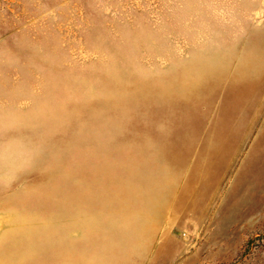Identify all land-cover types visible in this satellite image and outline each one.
Segmentation results:
<instances>
[{"label": "rangeland", "instance_id": "obj_1", "mask_svg": "<svg viewBox=\"0 0 264 264\" xmlns=\"http://www.w3.org/2000/svg\"><path fill=\"white\" fill-rule=\"evenodd\" d=\"M0 264H264V0H0Z\"/></svg>", "mask_w": 264, "mask_h": 264}]
</instances>
